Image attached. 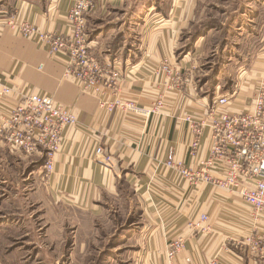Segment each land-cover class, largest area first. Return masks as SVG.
<instances>
[{
	"label": "crops",
	"instance_id": "0c3cea01",
	"mask_svg": "<svg viewBox=\"0 0 264 264\" xmlns=\"http://www.w3.org/2000/svg\"><path fill=\"white\" fill-rule=\"evenodd\" d=\"M75 1L0 0V13L62 33L69 30ZM94 1L88 16L94 56L105 67L121 68L125 98L148 105L164 94L166 109L147 122L103 112L96 97L65 77V55L52 57L0 26V80L18 92L47 94L78 116V125L64 131L48 176L43 158H25L0 142V264H166L169 243L179 237L185 243L177 264H205L213 257L220 264H264L243 244L264 230V216L258 218L238 192L193 184L164 166L173 152L196 169L188 154L186 114L200 115L225 95L232 97L227 111L252 109L254 89L264 77V34L254 54L244 53L248 47L241 44L223 43L217 84L206 90L203 82L196 84L205 40L182 53L200 0ZM213 55L207 65H216ZM163 63L182 72L186 84L180 91L165 92L156 73ZM231 67L238 68L235 75L228 74ZM98 146L113 158L114 169L95 156ZM208 147L207 140L205 156ZM213 176L224 178L219 172ZM200 214L210 218V235L189 227Z\"/></svg>",
	"mask_w": 264,
	"mask_h": 264
},
{
	"label": "built area",
	"instance_id": "2783aa9c",
	"mask_svg": "<svg viewBox=\"0 0 264 264\" xmlns=\"http://www.w3.org/2000/svg\"><path fill=\"white\" fill-rule=\"evenodd\" d=\"M96 9L94 0H76L68 14L67 32H45L38 26L20 21L15 13H0V26L15 34L33 40L50 56L63 54L68 58L65 77L85 94L98 99V107L106 113H121L147 122L161 115L166 109L164 94H159L148 105L122 95L123 73L121 68L103 66L91 51L88 33V16ZM42 69V67L40 68ZM162 78L165 92L180 91L186 84L182 72L171 64L163 63L156 71ZM111 91V96L107 91ZM234 92L232 95H236ZM229 95L216 98L203 113L186 114L183 120L190 134L189 156L196 161V169L176 160L173 152L164 166L178 177L193 184L208 183L221 189L238 192L252 212L264 216V77L257 84L252 96V109L246 113H231ZM78 125V116L72 107L64 106L51 96L41 93L18 92L0 80V142L21 152L25 158H43L46 175L54 171L56 156L63 145L67 128ZM209 141L204 155L205 142ZM95 156L102 158L109 169H114L113 158L98 146ZM223 173L217 178L213 173ZM253 185L252 189L243 183ZM210 218L206 214L189 222L190 229L204 235L211 234ZM183 237L169 243L166 264H177L184 249ZM250 253L264 259V230L248 236L244 242ZM0 246V260L2 257ZM189 263L190 259L187 260ZM205 264H220L213 257Z\"/></svg>",
	"mask_w": 264,
	"mask_h": 264
},
{
	"label": "rangeland",
	"instance_id": "374dc122",
	"mask_svg": "<svg viewBox=\"0 0 264 264\" xmlns=\"http://www.w3.org/2000/svg\"><path fill=\"white\" fill-rule=\"evenodd\" d=\"M195 9L197 17L194 26L190 27L188 32L183 35L185 41L189 39L184 43L190 45L191 37L199 31L200 36L195 40L193 46L202 39L205 40L204 58L201 68L196 74V77L199 78L198 83L195 82L198 85L203 82L207 90L212 87L214 75L224 64L225 57L219 56V52L223 49V43L225 45L227 41H230L231 44H241L242 47H248L244 53H255L257 44L264 34V0H200ZM238 30L240 34H238ZM221 47L222 49H220ZM243 50L242 48L241 53ZM214 53L217 55L215 60V64L219 65L217 67L206 63ZM236 61L238 63L237 59ZM237 69L231 67L228 74L235 75ZM206 79H210V81L205 82Z\"/></svg>",
	"mask_w": 264,
	"mask_h": 264
},
{
	"label": "trees",
	"instance_id": "16d2710c",
	"mask_svg": "<svg viewBox=\"0 0 264 264\" xmlns=\"http://www.w3.org/2000/svg\"><path fill=\"white\" fill-rule=\"evenodd\" d=\"M200 36V31H199V33H197V34H194L191 38H192V40H191V42H190V45H188L187 47H185V49L182 51V53H186V52H190V50L191 49H193V43L195 42V40L198 38ZM219 71V70H218ZM218 74V72L216 73V75ZM216 75H214V76H216ZM208 81H210V79H207ZM216 80H215V78L213 79V85H212V87H214V86H216Z\"/></svg>",
	"mask_w": 264,
	"mask_h": 264
}]
</instances>
